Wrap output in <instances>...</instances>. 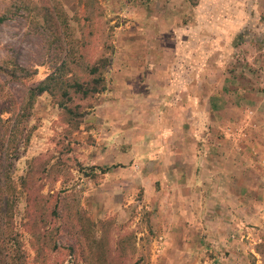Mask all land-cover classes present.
<instances>
[{"label":"rangeland","instance_id":"obj_1","mask_svg":"<svg viewBox=\"0 0 264 264\" xmlns=\"http://www.w3.org/2000/svg\"><path fill=\"white\" fill-rule=\"evenodd\" d=\"M169 1L0 0V16H6L0 24V237L13 228L12 237L17 232L33 260L42 246L45 260L36 264H264L262 146L212 147L208 162L217 168L206 176L215 171L223 192L230 187L238 192L237 199L219 200L215 185L207 183L208 192L199 199L204 229L184 231L163 217L171 205L152 184L157 175H166L149 149L148 115L154 107L135 95L142 61L151 63L158 55L139 60L134 54L145 46L175 50L177 39L153 23L169 20ZM208 1L232 0H173L172 17L184 27L198 3ZM204 9L201 14H207ZM78 42L88 62L106 57L109 65L105 91L77 100L82 117L73 127L55 97L43 93L31 101L29 92ZM233 53L240 58L241 52ZM162 58L166 64L164 53ZM228 75L232 79V71ZM144 111L148 120L141 119ZM226 140L213 138L211 145H229ZM218 215L220 226L212 218ZM87 243L95 245L99 258L82 251ZM53 244L56 251H50ZM42 256L40 251L38 260Z\"/></svg>","mask_w":264,"mask_h":264},{"label":"crops","instance_id":"obj_2","mask_svg":"<svg viewBox=\"0 0 264 264\" xmlns=\"http://www.w3.org/2000/svg\"><path fill=\"white\" fill-rule=\"evenodd\" d=\"M155 1L160 5L167 3V0ZM208 2L207 6L198 3L196 16L191 14L187 25L182 27L177 23L178 17H172L174 8L170 0L169 20L165 24L156 18L153 23L165 26L163 29L170 38L177 39L175 50L159 47L153 51L145 46L134 54L139 60L142 56L158 55L151 63L148 59L142 61L145 64L137 70L139 91L135 94L137 100L154 107L151 114L144 111L141 119L148 120L145 116L149 114L153 135L149 149L156 155L153 163L161 172L165 169L166 175H157L152 184L158 195H167L166 201L171 205L163 215L168 219L166 222L192 232L206 225L199 199L208 192L207 183L210 188L215 185L213 192L217 191L219 200L228 195L237 199L236 189L222 191L217 172L210 171L212 176H206L208 170L217 168L208 162L212 160L210 153L215 151L212 147H235L238 151V147L248 148L249 143H255L258 148H264V49H261L264 47V0ZM184 4L186 8L188 4ZM203 8L209 17L201 14ZM234 50L241 52L240 58ZM228 71H232V79ZM260 89L263 90L259 92ZM249 109L253 114H247ZM223 136L228 138L229 145H211L213 138ZM177 170L179 175L175 173ZM212 218L220 224L219 215ZM259 218L264 219V212ZM260 224L258 219L257 225Z\"/></svg>","mask_w":264,"mask_h":264},{"label":"trees","instance_id":"obj_3","mask_svg":"<svg viewBox=\"0 0 264 264\" xmlns=\"http://www.w3.org/2000/svg\"><path fill=\"white\" fill-rule=\"evenodd\" d=\"M43 15L45 22L48 23L50 20L49 12L46 10V13H43ZM5 20L6 16L1 15L0 24ZM70 45L71 48L60 65L34 90L29 92V98L33 101L43 93H48L55 97L57 99V105L64 116V121H67L73 127H78L79 118L82 117V114L77 100L91 99L95 95L105 91L106 86L103 74L109 65V61L106 57H100L93 62H88L87 57L82 51L84 47L83 43L78 42ZM80 233L87 238L89 237L84 225H81ZM12 234L13 228L3 237H0V264H36L37 261L42 263L45 260V257L42 256V252L45 249L42 246L37 247L35 259L33 260L30 256L32 249H26L24 247L18 239L19 235L17 232L15 233V237H12ZM57 248V245L53 244L50 251H56ZM67 250L68 256L74 254L73 247H69ZM40 251L42 258L38 260ZM82 251L87 252L88 255H92L93 259L99 258L95 245L89 243L84 244Z\"/></svg>","mask_w":264,"mask_h":264}]
</instances>
